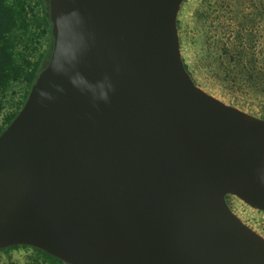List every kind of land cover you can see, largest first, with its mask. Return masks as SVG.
<instances>
[{
    "label": "water",
    "instance_id": "1",
    "mask_svg": "<svg viewBox=\"0 0 264 264\" xmlns=\"http://www.w3.org/2000/svg\"><path fill=\"white\" fill-rule=\"evenodd\" d=\"M185 0H48L53 48L0 135V252L64 264H264V118L187 70Z\"/></svg>",
    "mask_w": 264,
    "mask_h": 264
},
{
    "label": "rangeland",
    "instance_id": "2",
    "mask_svg": "<svg viewBox=\"0 0 264 264\" xmlns=\"http://www.w3.org/2000/svg\"><path fill=\"white\" fill-rule=\"evenodd\" d=\"M36 1L28 0V4L37 10ZM37 14L41 16L40 11ZM178 28L182 58L195 83L224 102L264 118V100L256 95L247 77L249 68L264 67V0H185ZM15 35L16 53L29 59L46 48L47 35L36 23H31L27 35L20 30ZM27 88L20 78L4 91L0 128L23 108ZM227 202L247 225L264 236V212L235 196H227ZM34 255L31 248L20 246L0 252V264H29Z\"/></svg>",
    "mask_w": 264,
    "mask_h": 264
},
{
    "label": "trees",
    "instance_id": "3",
    "mask_svg": "<svg viewBox=\"0 0 264 264\" xmlns=\"http://www.w3.org/2000/svg\"><path fill=\"white\" fill-rule=\"evenodd\" d=\"M36 4L38 5L37 10L28 4V0H0V110L4 91L13 81L20 78H23L28 86L22 106L24 105L38 75L50 60L53 35L49 17V2L48 0H37ZM39 11L41 16H37ZM31 23H36L37 27L42 28L48 38L46 48L34 59H29L24 54L15 51L18 43L15 33L20 30L27 35ZM249 69L251 72L247 76L248 84L255 88L258 93L256 95L264 100V72L262 70L264 67L257 68L255 66ZM19 112L17 111L7 118L5 126L0 128V135L16 119ZM19 247L6 248L2 252H8ZM22 247L31 248L34 251L35 255L29 264H64L61 260L42 250L28 246Z\"/></svg>",
    "mask_w": 264,
    "mask_h": 264
}]
</instances>
